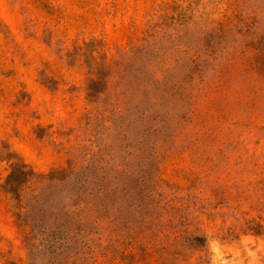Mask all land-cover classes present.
I'll return each instance as SVG.
<instances>
[{
    "label": "rangeland",
    "instance_id": "obj_1",
    "mask_svg": "<svg viewBox=\"0 0 264 264\" xmlns=\"http://www.w3.org/2000/svg\"><path fill=\"white\" fill-rule=\"evenodd\" d=\"M15 162L109 174L132 234L30 251L72 191L18 201ZM143 216L203 236L175 264H264V0H0V264H161Z\"/></svg>",
    "mask_w": 264,
    "mask_h": 264
},
{
    "label": "trees",
    "instance_id": "obj_2",
    "mask_svg": "<svg viewBox=\"0 0 264 264\" xmlns=\"http://www.w3.org/2000/svg\"><path fill=\"white\" fill-rule=\"evenodd\" d=\"M98 67L91 65V69H98ZM34 177L38 178L39 184L42 185L66 184L65 187L72 191L71 196H69L72 202L69 205H62L61 210L55 213L56 218L59 219L57 226H52L47 232L41 231L46 234L30 232L26 236L25 241L30 251L48 246L55 249L59 248L61 249L60 253H63L76 247L77 236L82 231L86 237H89L93 232H98L100 227H102L103 233L107 232L110 237L118 235L123 227L126 228L127 236L132 234L131 228L134 224L130 220L123 222L124 211L116 196L118 187L113 185L109 174H104L98 179L89 180L88 177L82 179L72 162H69L68 168L55 169L49 174H37L29 169L25 162H15L13 171L7 179L8 191L14 193L15 198L20 201L23 189L19 187V184L31 182ZM155 208L156 206H148L147 211L155 212ZM171 208L173 211L175 210L174 207L171 206ZM82 224H85L87 228H83ZM142 224L145 226V230L147 232L152 231V234L167 231L166 238L168 241H172L171 243L168 242L167 249L159 254L161 264H175L177 255H181L183 233L191 236L193 241L200 245H203V241H205L203 236L189 232L188 225L183 226L182 222L175 221L174 217L163 220L159 217L148 218L143 216ZM41 225H44V221ZM93 242L94 238L92 237L84 241V245L87 246V254L92 253ZM66 255L68 256L64 260L71 257L69 256L70 253ZM122 261L124 264H139L135 257L130 254H123Z\"/></svg>",
    "mask_w": 264,
    "mask_h": 264
}]
</instances>
